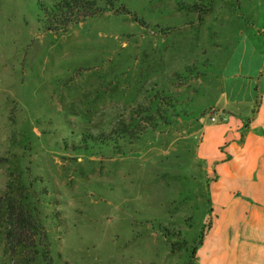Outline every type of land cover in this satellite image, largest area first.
<instances>
[{"label": "rangeland", "instance_id": "obj_1", "mask_svg": "<svg viewBox=\"0 0 264 264\" xmlns=\"http://www.w3.org/2000/svg\"><path fill=\"white\" fill-rule=\"evenodd\" d=\"M59 1L0 0V196L29 195L52 264H196L199 129L248 84L258 101L264 0H94L106 11L52 30ZM132 118L148 129L125 154L81 140Z\"/></svg>", "mask_w": 264, "mask_h": 264}, {"label": "crops", "instance_id": "obj_2", "mask_svg": "<svg viewBox=\"0 0 264 264\" xmlns=\"http://www.w3.org/2000/svg\"><path fill=\"white\" fill-rule=\"evenodd\" d=\"M262 88L256 102L251 84L230 102L215 101L220 118L199 129L197 160L209 180L210 221L194 250L196 264H264V83Z\"/></svg>", "mask_w": 264, "mask_h": 264}, {"label": "trees", "instance_id": "obj_3", "mask_svg": "<svg viewBox=\"0 0 264 264\" xmlns=\"http://www.w3.org/2000/svg\"><path fill=\"white\" fill-rule=\"evenodd\" d=\"M95 5L94 0H61L54 4V11L49 18L48 27L52 30L64 29L84 17L106 11V9L97 8ZM164 101L170 104V99L164 98ZM139 112L144 114L142 119L147 121L146 125L149 124L151 128L157 127L153 122L154 116L147 115L146 111L140 110ZM132 119L133 122L128 123L119 120L116 126L111 128L110 134L99 132L93 135L88 131L87 133L84 130L80 131L81 140L113 142L119 148L118 151L125 154L124 148L127 145V139L128 143H131V139H138L148 129L145 124L142 126L137 119ZM6 188L7 191L0 196V244L4 245V253L13 254L10 258L12 260V256H14L16 264H52L50 244L44 227L38 222L34 204L32 203L30 206L31 198L25 194L22 195L20 201L16 200L12 195L14 185L11 181L6 183ZM17 188L18 186L15 187V189ZM202 237L203 231L198 244L202 242Z\"/></svg>", "mask_w": 264, "mask_h": 264}, {"label": "built area", "instance_id": "obj_4", "mask_svg": "<svg viewBox=\"0 0 264 264\" xmlns=\"http://www.w3.org/2000/svg\"><path fill=\"white\" fill-rule=\"evenodd\" d=\"M206 117L211 123H215L220 118L219 112H217L215 109H209L205 112Z\"/></svg>", "mask_w": 264, "mask_h": 264}]
</instances>
